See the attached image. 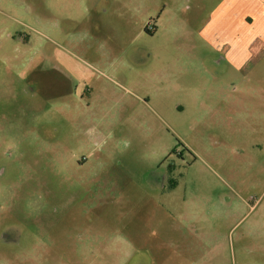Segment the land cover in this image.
I'll return each mask as SVG.
<instances>
[{"label": "rangeland", "instance_id": "374dc122", "mask_svg": "<svg viewBox=\"0 0 264 264\" xmlns=\"http://www.w3.org/2000/svg\"><path fill=\"white\" fill-rule=\"evenodd\" d=\"M242 8L0 0V264H264Z\"/></svg>", "mask_w": 264, "mask_h": 264}, {"label": "crops", "instance_id": "0c3cea01", "mask_svg": "<svg viewBox=\"0 0 264 264\" xmlns=\"http://www.w3.org/2000/svg\"><path fill=\"white\" fill-rule=\"evenodd\" d=\"M20 1L24 0H12ZM253 6H258L260 11H252ZM243 15L240 13H234L231 15L233 17V25H231V33L234 39V42H242V47L245 52H248L250 55L248 59H251V53L255 52H264V0H243ZM240 11V10H237ZM237 45L231 43L229 45L230 49L238 48ZM249 84V80H245L246 85ZM251 93V92H250ZM249 96V95H247ZM245 96V97H247ZM231 100V96L228 95V99ZM228 111H232L233 106L231 104L227 105ZM250 111V106L248 108ZM245 111L246 106H245ZM229 114V113H228Z\"/></svg>", "mask_w": 264, "mask_h": 264}, {"label": "flooded vegetation", "instance_id": "af4514ba", "mask_svg": "<svg viewBox=\"0 0 264 264\" xmlns=\"http://www.w3.org/2000/svg\"><path fill=\"white\" fill-rule=\"evenodd\" d=\"M144 30H145L146 32H150V30H149L148 27H145Z\"/></svg>", "mask_w": 264, "mask_h": 264}]
</instances>
